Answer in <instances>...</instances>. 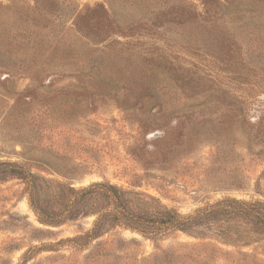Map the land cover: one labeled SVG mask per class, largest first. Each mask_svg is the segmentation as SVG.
Returning a JSON list of instances; mask_svg holds the SVG:
<instances>
[{"label": "rangeland", "instance_id": "1", "mask_svg": "<svg viewBox=\"0 0 264 264\" xmlns=\"http://www.w3.org/2000/svg\"><path fill=\"white\" fill-rule=\"evenodd\" d=\"M0 163L182 216L264 202V0H0ZM95 220L44 225L23 181L0 182V264H155L204 243L78 240ZM220 246L264 264V240Z\"/></svg>", "mask_w": 264, "mask_h": 264}, {"label": "trees", "instance_id": "2", "mask_svg": "<svg viewBox=\"0 0 264 264\" xmlns=\"http://www.w3.org/2000/svg\"><path fill=\"white\" fill-rule=\"evenodd\" d=\"M19 179L27 187L31 206L39 221L60 227L81 218L96 217L93 228L78 240H97L117 227L137 231L160 241L182 232L204 241L184 244L170 251L159 249L155 264H259L249 253L226 251L220 245L250 246L264 240V202L227 198L182 216L154 197L130 193L109 182L77 189L72 184L50 181L11 163H0V182Z\"/></svg>", "mask_w": 264, "mask_h": 264}]
</instances>
